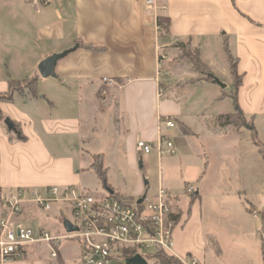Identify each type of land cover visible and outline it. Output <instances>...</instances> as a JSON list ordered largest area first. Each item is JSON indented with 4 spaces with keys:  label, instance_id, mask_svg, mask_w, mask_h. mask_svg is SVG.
<instances>
[{
    "label": "crops",
    "instance_id": "obj_1",
    "mask_svg": "<svg viewBox=\"0 0 264 264\" xmlns=\"http://www.w3.org/2000/svg\"><path fill=\"white\" fill-rule=\"evenodd\" d=\"M160 5L169 20L164 38L143 0H38L37 5L0 0V96L10 94V82L39 76L36 96L26 91L0 101L5 120L20 124L25 136L16 139L5 121L0 123V217L6 215L4 197L16 188L76 186L93 194L100 178L91 166L99 155L111 183L106 195L156 198L165 188L178 196L175 257L211 264L208 240L214 234L203 219L210 195L223 206L235 196L246 219L258 207L264 212V194L258 192L264 186L258 128L264 121V0H160ZM226 41L238 61V88ZM176 42H191L225 88L186 60H172L168 76L161 78L158 46L176 58L181 54ZM68 50L73 51L59 60L56 77L43 78L40 64ZM238 110L243 126L219 121ZM160 118L175 122L166 134L176 155L139 154V141L158 145ZM189 187L196 198L185 194ZM52 216L65 220L59 207L45 213L28 204L20 220L35 224V230L62 233L49 226ZM80 255V243L76 249L61 245L57 259L40 244L8 264H77Z\"/></svg>",
    "mask_w": 264,
    "mask_h": 264
},
{
    "label": "built area",
    "instance_id": "obj_2",
    "mask_svg": "<svg viewBox=\"0 0 264 264\" xmlns=\"http://www.w3.org/2000/svg\"><path fill=\"white\" fill-rule=\"evenodd\" d=\"M148 13L156 21V31L162 32L158 25V17L165 7L160 0H143ZM34 5L38 0H33ZM159 75L164 78L168 72H163L162 64L167 58L158 46ZM108 86L112 81L106 80ZM163 95V91H160ZM175 126L170 118H160L158 131L160 140L157 146L139 141L137 152L148 156L157 151L161 157L164 154L176 155V149L166 134ZM1 137V133H0ZM186 195L193 196L194 188L189 187ZM178 196L165 188H160L156 198L143 196L134 200H122L107 194L103 197L79 190L76 186L48 188H16L3 199L5 216L0 217V264L23 260L27 249L33 245H46L51 257H59V249L66 240H77L81 246V255L77 264H126L130 255L154 248L155 253L163 250L173 254V230L178 224L173 203ZM142 200L141 203L139 201ZM35 205L45 213L59 207L78 231L54 233L48 230H35L20 220L25 207ZM258 219L259 213L253 212ZM261 233V230H259ZM141 255V254H140ZM133 256V257H134ZM178 258V257H176ZM182 264H200L197 259L178 258Z\"/></svg>",
    "mask_w": 264,
    "mask_h": 264
},
{
    "label": "rangeland",
    "instance_id": "obj_3",
    "mask_svg": "<svg viewBox=\"0 0 264 264\" xmlns=\"http://www.w3.org/2000/svg\"><path fill=\"white\" fill-rule=\"evenodd\" d=\"M166 56L167 58L162 64L163 72H168L167 66L172 60L183 61L181 59H176L178 56L174 58L172 54H166ZM104 84L106 85V83ZM104 94L106 95L105 92ZM261 123L263 124L264 121L260 120L258 128H260L261 137L264 140V124L262 125ZM249 125L253 126L254 123L250 122ZM113 183L112 181V184ZM98 184H100V186L97 185L98 188L92 189L93 194L106 195L107 188L104 186L103 182L100 180ZM110 184H108L109 187ZM260 187L264 186L259 185L258 192H263L262 194H264V188L261 190ZM79 190L83 189L79 187ZM135 200L136 199H134V201ZM257 200L259 201L261 199L258 198ZM184 202L187 203L186 201ZM225 203L226 204L223 206L215 194L210 195L207 199L205 198L203 203L205 229L208 233L214 234V237L208 240V259L211 264H264V212L262 208L258 207L257 209L259 213L258 219L253 216H251L250 219H246L237 205L235 196L231 195L230 198L226 199ZM42 216L44 215L42 214ZM65 217L69 218L68 212L65 213ZM33 221H36L35 218H33ZM49 224V226L58 228L65 234V229L60 219L52 216L49 219ZM29 226L33 229L37 227L35 224H29ZM259 230H261V233ZM78 244L79 241L77 240H66L62 243L63 246L73 247L74 249H76ZM140 254L147 259L149 256L155 254V250L154 248H150V250L141 251ZM176 259L181 263L178 258ZM149 262L152 264H162L161 260L156 258L150 259Z\"/></svg>",
    "mask_w": 264,
    "mask_h": 264
},
{
    "label": "trees",
    "instance_id": "obj_4",
    "mask_svg": "<svg viewBox=\"0 0 264 264\" xmlns=\"http://www.w3.org/2000/svg\"><path fill=\"white\" fill-rule=\"evenodd\" d=\"M157 23L162 29V35L161 36H162V38H164V35L168 34V32H169V30H168L169 29V20L165 16L160 15L158 17ZM88 47H92V46L89 45ZM175 47L181 53L176 59L189 60L192 63L193 67L197 71L206 75L209 81L215 82L216 78L214 77L212 72L208 69V67L203 63V61L201 60V57H200L199 50L196 49L192 45L191 42H187V43L176 42ZM224 47H225L226 53H227L229 61H230L232 73H233L234 78H235V86H236V88H238L240 83H241L240 77L238 75V70H237V66H238L237 62L238 61L232 56V54L230 52V47H229V44L227 41L224 43ZM91 49L98 50L97 48H91ZM38 80H39V76L35 75L34 77L23 80V81H12V82H10V88H11L10 94H7L6 96H0V101L5 100V99L8 101H12L14 93L24 94L26 91H29L32 95L36 96L37 95ZM199 81H201V79L185 80V81L180 82L178 84V88L183 90L188 85L194 84V83L199 82ZM164 95L165 94H163L162 96H164ZM241 117H242V115L240 114V112L238 110V112H236V114H234V115H228V116H223V117L219 118V121L222 122L224 125H229V124L233 123V124H235L236 127H238V126L244 125ZM3 121H5V115L2 112V110L0 109V123H3ZM9 133L11 136H15L16 139L25 140V136L23 135V132L21 130V126H20V124H18L16 122H14V130L9 131ZM11 139L13 140V138H11ZM91 169L93 171H95V173L98 175L100 180L103 182L104 186L106 188H108L109 187L108 186V169H106L104 166L103 156L99 155V156L94 157V163L91 166ZM196 196L197 195L194 194L192 196L193 199L196 198ZM133 256H134V254L130 255V257H133ZM155 258L160 259L162 264H181L175 258V256H173V255H171V254H169L163 250H159L153 256H149L148 260L155 259Z\"/></svg>",
    "mask_w": 264,
    "mask_h": 264
},
{
    "label": "water",
    "instance_id": "obj_5",
    "mask_svg": "<svg viewBox=\"0 0 264 264\" xmlns=\"http://www.w3.org/2000/svg\"><path fill=\"white\" fill-rule=\"evenodd\" d=\"M72 51L73 50H68V51H65L61 54H54V55L48 57L47 59H45L39 66L40 75L43 78H49V77L55 78L56 77V66H57L59 60L65 58ZM215 82L217 84H219L220 86H222V88H225V86L222 83H220L217 79H215ZM5 124H6L9 131L14 130V123L9 118H7L5 120ZM141 202H142V200L139 201V203H141ZM63 226H64L66 232H68V233L78 231V228L76 226H74L67 219L64 220ZM126 264H148V262L142 255L137 254L134 257L129 258L126 261Z\"/></svg>",
    "mask_w": 264,
    "mask_h": 264
}]
</instances>
